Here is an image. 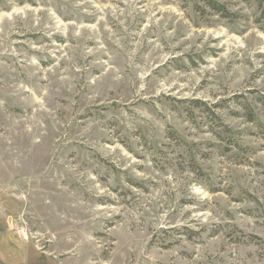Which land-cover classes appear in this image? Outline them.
<instances>
[{
    "label": "rangeland",
    "instance_id": "1",
    "mask_svg": "<svg viewBox=\"0 0 264 264\" xmlns=\"http://www.w3.org/2000/svg\"><path fill=\"white\" fill-rule=\"evenodd\" d=\"M0 0V264H264V0Z\"/></svg>",
    "mask_w": 264,
    "mask_h": 264
},
{
    "label": "trees",
    "instance_id": "2",
    "mask_svg": "<svg viewBox=\"0 0 264 264\" xmlns=\"http://www.w3.org/2000/svg\"><path fill=\"white\" fill-rule=\"evenodd\" d=\"M208 4V6L213 10L218 12H221V10H223L222 8H220L218 5H216L214 2L210 1V0H205Z\"/></svg>",
    "mask_w": 264,
    "mask_h": 264
}]
</instances>
